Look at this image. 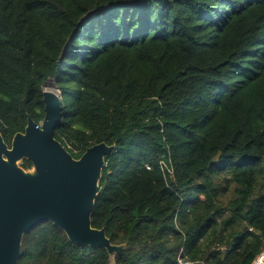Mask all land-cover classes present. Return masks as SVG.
<instances>
[{"label": "trees", "instance_id": "16d2710c", "mask_svg": "<svg viewBox=\"0 0 264 264\" xmlns=\"http://www.w3.org/2000/svg\"><path fill=\"white\" fill-rule=\"evenodd\" d=\"M49 79L54 137L75 156L113 145L91 225L123 248L46 220L16 264H251L264 250V0H0L6 143L42 121Z\"/></svg>", "mask_w": 264, "mask_h": 264}, {"label": "water", "instance_id": "95a60500", "mask_svg": "<svg viewBox=\"0 0 264 264\" xmlns=\"http://www.w3.org/2000/svg\"><path fill=\"white\" fill-rule=\"evenodd\" d=\"M42 95L41 122L28 116L23 132H16L9 146L0 133V264H16L23 234L46 220L77 245L117 253L123 244L111 243L103 228L91 225L104 157L113 145L93 144L74 159L54 137L61 96L44 88ZM23 159L31 162L30 168L21 166Z\"/></svg>", "mask_w": 264, "mask_h": 264}, {"label": "built area", "instance_id": "2783aa9c", "mask_svg": "<svg viewBox=\"0 0 264 264\" xmlns=\"http://www.w3.org/2000/svg\"><path fill=\"white\" fill-rule=\"evenodd\" d=\"M181 264V262H179ZM251 264H264V250L260 251L255 258L252 260Z\"/></svg>", "mask_w": 264, "mask_h": 264}, {"label": "rangeland", "instance_id": "374dc122", "mask_svg": "<svg viewBox=\"0 0 264 264\" xmlns=\"http://www.w3.org/2000/svg\"><path fill=\"white\" fill-rule=\"evenodd\" d=\"M43 88L46 90L56 91L58 93V89L55 88L53 80H47L43 85Z\"/></svg>", "mask_w": 264, "mask_h": 264}, {"label": "flooded vegetation", "instance_id": "af4514ba", "mask_svg": "<svg viewBox=\"0 0 264 264\" xmlns=\"http://www.w3.org/2000/svg\"><path fill=\"white\" fill-rule=\"evenodd\" d=\"M22 132H23V131H22ZM12 137H13V136H12ZM11 139H12V138H11ZM10 143H11V141H10ZM7 145L9 146L10 144L7 143ZM67 148L70 149L69 146H67ZM67 151H68V150H67ZM84 151H85V150L81 151L80 154L77 155V156L72 155L69 151H68V152L72 155V157H73L74 159H78Z\"/></svg>", "mask_w": 264, "mask_h": 264}, {"label": "clouds", "instance_id": "9594fccd", "mask_svg": "<svg viewBox=\"0 0 264 264\" xmlns=\"http://www.w3.org/2000/svg\"><path fill=\"white\" fill-rule=\"evenodd\" d=\"M61 104V103H60Z\"/></svg>", "mask_w": 264, "mask_h": 264}]
</instances>
